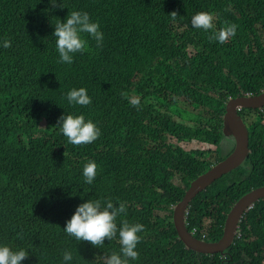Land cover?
Segmentation results:
<instances>
[{
	"label": "trees",
	"instance_id": "trees-1",
	"mask_svg": "<svg viewBox=\"0 0 264 264\" xmlns=\"http://www.w3.org/2000/svg\"><path fill=\"white\" fill-rule=\"evenodd\" d=\"M53 2L62 7L0 0V246L28 251L22 264H65L66 250L73 255L68 264H105L120 251L118 234L95 247L64 227L80 204L111 198L127 206L118 228L126 219L146 229L139 259L130 264H264V198L245 213L224 252L190 249L174 222L175 205L213 162L211 151L185 145L215 144L229 100L264 92V0ZM70 11L88 12L104 34L101 47L88 37L92 51L75 54L71 65L57 62L53 35ZM198 12L214 14V30L192 26ZM226 22L238 25L236 35L224 44L210 41ZM5 39L11 47H3ZM220 46L234 47L229 62L218 60ZM81 87L92 103L70 105L67 93ZM125 92L139 99L138 108ZM70 114L91 119L100 137L69 143L57 124ZM241 115L250 130L249 158L191 202L189 228L207 241L221 238L243 195L264 187V108ZM89 161L98 165L91 185L83 176Z\"/></svg>",
	"mask_w": 264,
	"mask_h": 264
},
{
	"label": "clouds",
	"instance_id": "clouds-1",
	"mask_svg": "<svg viewBox=\"0 0 264 264\" xmlns=\"http://www.w3.org/2000/svg\"><path fill=\"white\" fill-rule=\"evenodd\" d=\"M50 2L53 7H62V5H57V3H54L53 0H50ZM170 15L172 19L175 20L178 14L176 12H173ZM214 19V14L210 12H198L192 17L191 24L193 27L201 28L205 31L214 30ZM237 28L238 25H236L235 23L226 22L225 26L220 28L219 31H213V34L209 36V40L218 41L219 43L224 44L230 38L236 35ZM53 35L56 37V50L59 54V60L57 62L66 63L69 65L74 62L75 54L92 51L89 45L88 37L96 42L97 47H101L104 40V34L100 30L99 23L93 22L90 18L89 13L86 11H70L66 22L60 21L55 25V31ZM3 47H11V42L5 39L3 42ZM218 58V60H221L222 62L230 61L228 59H225L224 57H221L220 55ZM121 95L125 98H129L128 93L126 92L121 93ZM245 96L256 95L244 94L241 97ZM66 99L70 105L88 106L92 103L91 97L88 95L87 89L84 87H81L79 89H71L67 93ZM129 99L130 103L134 107H139L140 101L138 98ZM233 99L237 98H231L229 102ZM229 102L227 103V107ZM242 110L243 108L239 109L240 115ZM57 125L60 126V130L67 138L68 142L73 145L91 144L101 135L100 128L97 127V125L91 119L86 121L84 115H63L59 118ZM202 128L209 129L210 124L206 122L202 126ZM221 131L222 132H220L216 136L215 144L193 141L199 142L203 145H207V149L197 147L191 149L188 148L187 150L211 151L212 153L210 157L213 162L211 163L208 171L211 168L219 165L225 158L230 156L236 147V140L234 138L225 137L223 134V127ZM185 146L187 147V145ZM215 151L218 152V160H214V158L217 156V153ZM65 154L66 151L64 155ZM97 168L98 165L94 161H89L85 164L83 169V176L87 184L91 185L94 182L97 175ZM190 206L187 213V223L190 213ZM126 211L127 206L125 203L120 202L119 206L117 207L113 204L111 198L107 200H104L103 198L89 199L87 202L82 203L77 207L74 215L69 221H67L66 227H64V231L67 235L74 237L77 241H87L95 247H102L105 243V240L111 241L113 239H116L118 234L119 243L121 245L120 251L113 252L110 256H107L105 258V264H130V261L139 259L137 246L143 239L141 233L145 232L146 229L143 224L129 223L126 219L121 221V226L118 228L117 218L121 214H126ZM191 231L195 235V231H197V229L193 228V230ZM239 234L240 231L238 232V235ZM28 256L29 252L24 249L13 251L10 246H0V264H22V261H24ZM72 259V252L67 250L64 251L63 260L65 261V264H68V262L72 261Z\"/></svg>",
	"mask_w": 264,
	"mask_h": 264
},
{
	"label": "water",
	"instance_id": "water-1",
	"mask_svg": "<svg viewBox=\"0 0 264 264\" xmlns=\"http://www.w3.org/2000/svg\"><path fill=\"white\" fill-rule=\"evenodd\" d=\"M242 108H264V92L260 95L240 97L229 102L227 112L223 117V134L225 137L236 140L235 150L219 165L200 175L199 179L192 183L184 198L175 207L174 222L179 237L194 251L216 253L229 249L236 242L245 213L253 208L258 200L264 198V187L243 195L229 212L227 221L224 224L223 234L217 241L200 239L192 233L188 226V208L196 195L209 184L221 178L223 174L229 173L244 164L251 154L250 130L239 113V109Z\"/></svg>",
	"mask_w": 264,
	"mask_h": 264
},
{
	"label": "rangeland",
	"instance_id": "rangeland-1",
	"mask_svg": "<svg viewBox=\"0 0 264 264\" xmlns=\"http://www.w3.org/2000/svg\"><path fill=\"white\" fill-rule=\"evenodd\" d=\"M233 50H234V47H230V48H228V50H223V48L220 46L219 47V55L221 57H224L225 59L231 60V54H232ZM246 122L248 124L247 120H246ZM186 145H187V148H189V149L197 148V147H202V148H206V149L208 148L207 145H203V144H201L199 142H190V143H188ZM175 182H177V183L179 182L180 183V180L176 179ZM209 221L210 220L208 219L205 224L209 223Z\"/></svg>",
	"mask_w": 264,
	"mask_h": 264
},
{
	"label": "bare ground",
	"instance_id": "bare-ground-1",
	"mask_svg": "<svg viewBox=\"0 0 264 264\" xmlns=\"http://www.w3.org/2000/svg\"><path fill=\"white\" fill-rule=\"evenodd\" d=\"M243 117V116H242ZM244 118V117H243Z\"/></svg>",
	"mask_w": 264,
	"mask_h": 264
}]
</instances>
